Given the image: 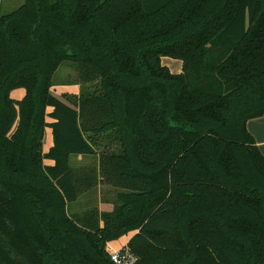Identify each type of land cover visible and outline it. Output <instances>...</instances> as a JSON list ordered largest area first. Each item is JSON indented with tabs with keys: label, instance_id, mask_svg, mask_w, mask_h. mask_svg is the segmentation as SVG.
<instances>
[{
	"label": "trees",
	"instance_id": "16d2710c",
	"mask_svg": "<svg viewBox=\"0 0 264 264\" xmlns=\"http://www.w3.org/2000/svg\"><path fill=\"white\" fill-rule=\"evenodd\" d=\"M263 114L264 0H24L0 15V264H114L128 233L134 264H264ZM101 183L110 211H68Z\"/></svg>",
	"mask_w": 264,
	"mask_h": 264
},
{
	"label": "rangeland",
	"instance_id": "374dc122",
	"mask_svg": "<svg viewBox=\"0 0 264 264\" xmlns=\"http://www.w3.org/2000/svg\"><path fill=\"white\" fill-rule=\"evenodd\" d=\"M24 0H0V15L6 14L17 8ZM162 64L166 65L172 72H179L181 69V62L178 59H173L167 56L161 57ZM53 86L51 92L58 98H63V95L74 94L79 91V84L76 74L75 66L70 61L62 62L54 72L52 77ZM25 90L22 87L15 88L11 91V95L15 98H21ZM49 127H46V136H49ZM51 141V139H50ZM46 143V139L43 140ZM100 151V150H98ZM97 161V155L81 156L79 159L73 158L71 163L77 164H93ZM118 190L113 189L103 183L98 184L93 190L80 196L75 202L69 204L68 211L70 213L80 212L87 207L98 206L100 212H108L113 208L116 192ZM131 233L124 234L121 237L111 241V244H116L118 248L124 246L127 243ZM136 257V256H135Z\"/></svg>",
	"mask_w": 264,
	"mask_h": 264
},
{
	"label": "crops",
	"instance_id": "0c3cea01",
	"mask_svg": "<svg viewBox=\"0 0 264 264\" xmlns=\"http://www.w3.org/2000/svg\"><path fill=\"white\" fill-rule=\"evenodd\" d=\"M46 120L50 121L49 118H47ZM246 126H247V129L250 131V133L253 135L260 152L264 155V114L261 117L249 119L246 123ZM48 129H50V128H48ZM45 130H46V128L44 129V135H43V140H44V138L46 139V143L43 142V150L44 151L47 150V148L49 146H51V144H52L51 131L49 130L48 131L49 136H48V134L46 136ZM50 139H51V141H50ZM79 158H80V156H78V159ZM45 162L47 164L52 163V161H50V160L45 161ZM84 165H88V164H84ZM108 245H110L113 248H118V246L116 244L112 245L111 241L108 243ZM124 245H126V243Z\"/></svg>",
	"mask_w": 264,
	"mask_h": 264
},
{
	"label": "built area",
	"instance_id": "2783aa9c",
	"mask_svg": "<svg viewBox=\"0 0 264 264\" xmlns=\"http://www.w3.org/2000/svg\"><path fill=\"white\" fill-rule=\"evenodd\" d=\"M109 251L110 260L114 264H134L136 257L131 253L126 245L121 248H113L110 245H107Z\"/></svg>",
	"mask_w": 264,
	"mask_h": 264
},
{
	"label": "water",
	"instance_id": "95a60500",
	"mask_svg": "<svg viewBox=\"0 0 264 264\" xmlns=\"http://www.w3.org/2000/svg\"><path fill=\"white\" fill-rule=\"evenodd\" d=\"M43 135H44V132H42V134H41V138H43Z\"/></svg>",
	"mask_w": 264,
	"mask_h": 264
}]
</instances>
